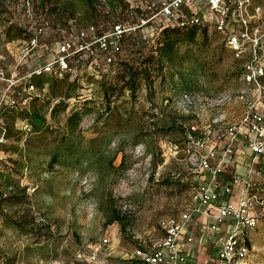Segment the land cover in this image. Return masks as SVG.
<instances>
[{
    "label": "rangeland",
    "instance_id": "1",
    "mask_svg": "<svg viewBox=\"0 0 264 264\" xmlns=\"http://www.w3.org/2000/svg\"><path fill=\"white\" fill-rule=\"evenodd\" d=\"M24 1L26 0H0V98L21 91L16 87L20 83L24 84L25 80L7 89L10 82L21 79L22 75L35 69L42 61L52 60L59 42L57 29H61L65 37L77 42V29H85L90 24H105L108 28L112 22L132 25L150 15L149 10L146 9L150 0H123V3L117 0L120 6L115 11H110L108 5L103 2L100 4L97 0L95 10L80 0H52L50 9L55 7V12H50L49 7L46 6L48 12L43 11L40 14L34 12L28 17L33 34L42 21H48L49 26L38 36L37 47L32 53L26 54L25 36L21 33L19 38L10 39L6 34L8 27L13 29L9 33L12 36L16 32L15 29H19L20 25L23 26ZM151 1L167 2V0ZM257 3L262 8L264 20V0H257ZM71 21L73 24L70 23ZM161 21V17L157 16L152 25L149 23L141 29V35H149V44H147L149 47L158 40L151 34L155 27L161 25ZM134 35L135 42L138 43L139 35L137 33ZM140 45L141 43H138L136 46ZM196 51L200 59H205V75L199 79L193 92L203 96L230 94L234 100L232 99L230 105L226 107L227 122L232 124L237 122L244 107L241 100L237 99V92L245 87L236 74L241 62L233 59L231 53L221 45V39L217 34L210 35L208 42L201 45L199 50H194ZM94 54L98 66L95 73L92 74V70L88 68L87 59L90 55L85 51L80 55L81 62L77 66L74 64L68 74L69 82L78 80L76 95L74 93L65 99L67 109L55 119H51L47 113V121L52 129L63 127L67 115L73 109H79L88 99H92L94 105H89L91 112L81 121L79 131L86 139H92L96 135L95 131L101 127L102 122L95 127L93 122L96 112L103 109L101 100L97 99L95 81L106 74L107 68L101 61L102 55L98 52ZM19 63L24 66L17 67ZM170 86L169 81L161 85L160 80H156L153 86L156 93L153 94L152 100L150 96L146 97V89L143 88L133 105L134 108L143 113L148 112L150 104L157 109L163 108L164 99L171 94ZM34 93L42 101L50 100L51 106L63 99V96L52 98L47 84L42 91L36 90ZM154 111L156 112V109ZM176 113L184 114L181 111ZM213 117V110H202L198 117L191 121V125L202 127ZM163 120L165 121V118ZM163 120L159 121V125L165 123ZM23 122L16 118L15 130H20ZM108 126L114 128L113 122ZM123 138L124 136H120L113 139L110 148L113 150L121 144L125 150L126 168L123 171L111 172L106 180L101 182L104 184L98 181L96 171L86 170L81 177H77L76 173L66 168L56 167L50 172H45L44 168L49 157L44 154L43 149L33 153L31 161L33 169L25 167L21 174H16L10 172L12 169L10 160L17 158L18 155L0 150V191H4L1 175L6 176L10 172L13 182H17L18 189L25 187V193L30 199L29 204L18 203V201L23 202V193L16 190L15 199L0 203V264H3L5 258L22 255L27 245L37 247L44 244L53 247L54 256L40 259L35 250H31L24 255V259L28 260L27 264H75L76 262L139 264L127 260L125 255L136 248L149 250L156 245L163 238V232L159 228L160 221L165 219L179 221L181 215L190 206L192 181L186 146L175 145L178 141L177 134H169L165 137L156 135L153 138L155 147L161 150L162 157V161L155 169L150 165V158L144 154L142 144H137L134 148L129 145V139L123 142ZM214 139L216 140L215 136L210 137L208 146L215 141ZM12 143L16 142L6 141L7 146ZM19 147H24L23 140H20ZM121 157L122 153L116 156L114 167L120 164ZM105 191L111 192L121 212L129 217L126 230H122L117 223L103 227V215L97 206L98 199ZM25 219H34L37 223L36 229L30 231V234L16 228L15 223L23 225V229L28 230L29 225L24 222ZM249 240L251 252L248 261L251 264H264V212L261 213L259 223L250 234ZM78 255L82 258L78 259ZM92 258L95 260L92 261ZM198 262L201 264L200 261Z\"/></svg>",
    "mask_w": 264,
    "mask_h": 264
},
{
    "label": "built area",
    "instance_id": "2",
    "mask_svg": "<svg viewBox=\"0 0 264 264\" xmlns=\"http://www.w3.org/2000/svg\"><path fill=\"white\" fill-rule=\"evenodd\" d=\"M33 2L34 0H26L22 4L28 17L32 14ZM146 9L150 13L148 17L132 25L115 24L102 35L98 34L97 27L91 24L85 29H77V42L65 37L63 31L57 29L59 42L52 60L42 61L26 76L10 82L7 89L33 74L44 73L62 78L70 73L74 64L77 66L81 62L80 55L85 51L90 55L87 61L89 60L88 68L92 70V74L98 67L94 54L96 52L102 55V63L108 73L114 62V55L121 52L123 36L137 33L140 38L138 43L149 44V35H141V29L149 23L152 25L157 16L161 17L162 23L155 27L151 34L154 39L167 27L187 30L199 26L216 31L233 59L241 62L240 79L245 87L237 92V99L244 105L242 113L237 122H227L226 107L233 99L227 93L210 96L180 93L173 99L175 109L195 118L202 110L214 111V117L202 127L187 125L185 146L192 181L190 206L179 221H160L159 228L163 232V238L156 245L149 250L136 248L126 254L125 258L145 264H191L192 256L187 246L193 242L194 235L188 226L194 215L200 214L208 220V230L216 234L215 255L219 264H251L248 262L251 252L249 236L256 229L260 215L264 212L262 8L257 0H167L162 3L150 0ZM70 23L73 24V21ZM38 26L34 36L27 40L24 49L26 54L32 53L37 47L38 36L48 28L49 22L42 21L40 27ZM70 31L72 32V29ZM138 43L135 42L136 45ZM19 66L24 65L19 63L17 67ZM34 91L36 90L33 86L23 89L26 95H31ZM10 96H1L0 112L3 106L17 110L26 103V100L21 103L14 96ZM167 103L165 100L164 104ZM20 130L25 132L26 137L30 127L24 121ZM191 133H197V136ZM4 135V123L0 116V145L6 143ZM212 136H215L216 140L208 146ZM241 143L245 144L250 152L244 173L227 174L226 169L232 163L236 145ZM235 193H238L237 199H233ZM222 225L224 231L220 230ZM81 258V255H78V259ZM94 260L95 258H92V261Z\"/></svg>",
    "mask_w": 264,
    "mask_h": 264
},
{
    "label": "trees",
    "instance_id": "3",
    "mask_svg": "<svg viewBox=\"0 0 264 264\" xmlns=\"http://www.w3.org/2000/svg\"><path fill=\"white\" fill-rule=\"evenodd\" d=\"M80 1L94 10L97 6L96 0ZM97 1L100 4L103 2L108 5L110 11H115L120 6L119 2H116L117 0ZM119 1L123 3V0ZM51 2L52 0H34L32 13L48 12L46 6L49 7L50 12H55V7L50 9ZM22 16L23 26L20 25L19 29H15L14 35L10 36L9 34L13 30L12 27L7 28L6 34L10 39L19 38L22 34L27 40L34 36L31 23H29L24 9ZM115 24L112 22L109 28L105 24L95 23L91 25L96 26L98 34L102 35ZM216 34L218 35L216 31H209L207 28L199 26L187 30L167 27L160 32L156 44L150 47L146 43L137 47L134 34L124 35L121 40V52L114 55L111 70L95 81L98 91L97 99L101 100L103 109L96 112L94 117V127L100 122L102 125L95 131L96 135L92 139H86L79 131L81 121L91 112L89 105H94L92 99L85 100L79 109H73L67 115L63 127L52 129L47 121V113L51 119H55L58 114L66 111L65 99L75 93L78 80L69 82L68 74L62 78H55L44 73L31 75L24 84L20 83L16 87L17 90L20 89L21 91L11 93L18 102L22 103L23 100H26V103L17 110L3 106L0 112L1 118H4L6 141L16 142L9 146L6 143L0 145L1 151H10L18 155L17 158L10 160L12 163L10 172L21 174L25 167L30 170L33 169L32 155L43 149L44 154L49 157L44 168L45 172H50L56 167L66 168L76 173L77 177H81L86 170H91L96 171L98 181L101 183L106 180L105 178L111 172L123 171L126 168L125 150L121 144H118L113 150L110 148L112 140L120 136H124L123 142L129 139V145L134 146V148L137 147L135 145L142 144L144 154L150 158V165L155 169L157 164L162 161L161 150L155 147L153 139L156 135L165 137L169 134H177L178 141L175 142V145L178 146H185L187 142V125H190L195 117L184 114L177 115L176 112L178 111L174 108L172 101L180 93L199 94L193 91L196 89L199 79L205 75V59H200L198 52H194V50H199L201 45L203 46L208 42L210 35ZM221 45L224 47L222 39ZM241 71L240 65L236 71L238 77H240ZM156 80H160L161 85L169 81L171 94L164 99L168 103L164 104L163 101V108L161 109L150 104L147 113L139 112L133 106L135 101L143 88L146 89V97L150 96L149 98L152 100L153 94L156 93L153 87ZM45 84L48 85L52 98L63 96V99L51 106L50 100L42 101L35 93L26 95L23 92V89L28 86H33L35 90L42 91ZM16 118L29 125L30 131L26 137H24V131L15 130L14 121ZM162 120L165 123L159 125V121ZM111 122H113L114 128H109L108 125ZM191 134L197 136V133ZM23 139L24 147L21 148L19 142ZM119 153H122L121 162L117 167H114V161ZM10 172L6 176L1 175V182L4 183L2 190L4 191H0V203L12 198L15 199V191L20 190L23 193V202L18 201V203L29 204L30 199L25 193V187L18 189L17 182H13ZM117 203L110 191L102 193L97 206L103 215L102 225L106 228L117 223L122 230H126L129 217L121 212ZM24 222L29 225L28 230L23 229V225L15 223L16 228L27 234L36 229L37 223L34 219H25ZM31 250H35L40 259L54 256V249L49 244L38 245L37 247L27 245L22 251V255L5 258L3 264H27L28 260L27 258L24 259V255L25 252ZM132 262L145 264L140 261ZM75 264L80 263L76 262Z\"/></svg>",
    "mask_w": 264,
    "mask_h": 264
},
{
    "label": "crops",
    "instance_id": "4",
    "mask_svg": "<svg viewBox=\"0 0 264 264\" xmlns=\"http://www.w3.org/2000/svg\"><path fill=\"white\" fill-rule=\"evenodd\" d=\"M249 156L248 147L243 143L237 144L232 163L227 167L226 173L243 175ZM237 198L238 193H235L233 199ZM208 225L209 222L203 215L196 214L188 226L194 235L193 242L187 246L192 256L191 264H200L198 261L201 264H219L215 255L216 234L208 230ZM220 230L224 231V225L220 227Z\"/></svg>",
    "mask_w": 264,
    "mask_h": 264
}]
</instances>
